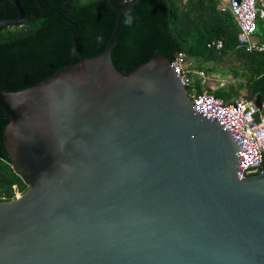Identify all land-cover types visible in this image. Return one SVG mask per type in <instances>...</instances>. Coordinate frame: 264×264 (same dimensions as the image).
<instances>
[{
  "label": "water",
  "instance_id": "95a60500",
  "mask_svg": "<svg viewBox=\"0 0 264 264\" xmlns=\"http://www.w3.org/2000/svg\"><path fill=\"white\" fill-rule=\"evenodd\" d=\"M103 49L16 90L0 88L10 165L0 264H264V169L226 107L190 99L159 51L127 73ZM0 24L19 25L24 10ZM259 106L261 97L253 96Z\"/></svg>",
  "mask_w": 264,
  "mask_h": 264
},
{
  "label": "trees",
  "instance_id": "16d2710c",
  "mask_svg": "<svg viewBox=\"0 0 264 264\" xmlns=\"http://www.w3.org/2000/svg\"><path fill=\"white\" fill-rule=\"evenodd\" d=\"M220 0H133L123 14L110 49L114 67L127 73L159 51L171 60L176 51L197 59L194 66L221 75L226 69L202 62L235 60L228 66L232 81L211 88L207 80L195 78L196 91L206 88L230 100L259 94L264 101V49H246L237 44V24ZM24 19L19 25L0 24V88L16 90L30 85L78 59L71 34L85 56L99 53L111 31L122 0H19ZM264 7V0H257ZM13 0H0V18H15ZM258 19V18H256ZM257 42L264 43V22L256 20ZM219 40L215 48L207 44ZM187 92H190L187 86ZM8 115L0 107V199L23 191L27 183L10 165L2 130ZM262 165L264 166V157Z\"/></svg>",
  "mask_w": 264,
  "mask_h": 264
},
{
  "label": "built area",
  "instance_id": "2783aa9c",
  "mask_svg": "<svg viewBox=\"0 0 264 264\" xmlns=\"http://www.w3.org/2000/svg\"><path fill=\"white\" fill-rule=\"evenodd\" d=\"M129 1V0H122ZM257 0H220L219 8L228 10L237 24L236 39L237 44L245 46L246 49H264V43H258L253 39L256 18L262 17L264 20V7L257 6ZM207 44L215 48L220 46L219 40H211ZM169 63H174L182 77L184 86L189 87L187 95L194 99L199 94H206L217 101L216 105L226 107L227 112L239 130L244 143L249 147L256 159V162L245 163L239 170L241 177L255 173L264 169L262 165L264 157V101L257 106L253 99L239 95L230 100H224L220 96L213 95L210 91L202 89L196 91L193 85L195 78L200 81L205 80V72L201 68L190 66V60L181 50L176 51ZM19 192L15 190L14 195Z\"/></svg>",
  "mask_w": 264,
  "mask_h": 264
},
{
  "label": "rangeland",
  "instance_id": "374dc122",
  "mask_svg": "<svg viewBox=\"0 0 264 264\" xmlns=\"http://www.w3.org/2000/svg\"><path fill=\"white\" fill-rule=\"evenodd\" d=\"M253 39H254V36H253ZM188 60L191 61V65L198 63L197 59L188 58ZM234 62L237 64V62L235 60L230 61L229 59H227L225 62H218V63L202 62L204 65H206L208 67L215 66L217 69L218 68L226 69V73L224 75H221L220 72H218L216 70L208 71L205 73L207 83L209 84V86L211 88H214L215 86H217L221 83H225L227 81L233 80V76H231L230 72L228 71L229 70L228 66L234 64Z\"/></svg>",
  "mask_w": 264,
  "mask_h": 264
},
{
  "label": "crops",
  "instance_id": "0c3cea01",
  "mask_svg": "<svg viewBox=\"0 0 264 264\" xmlns=\"http://www.w3.org/2000/svg\"><path fill=\"white\" fill-rule=\"evenodd\" d=\"M257 18H258V19H256V20H263L262 17H259V16H258ZM263 22H264V20H263ZM253 36H254V40L257 41V39H258L257 34L254 33ZM186 57H187V56H186ZM188 58H192V57H187V59H188ZM194 65H195V64H192V65H191V61H190V66H191V67H193V68H198V67H196V66H194ZM206 75H207V74H206ZM205 80H206V78H205ZM205 80H204V81H205ZM201 82H202V81H201ZM215 87H216V86H215ZM202 89H206V88H202ZM202 89H201V90H202ZM206 90H207V89H206ZM210 92H211V91H210ZM251 99H252V98H251ZM261 101H262V100H261Z\"/></svg>",
  "mask_w": 264,
  "mask_h": 264
}]
</instances>
